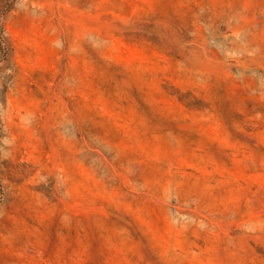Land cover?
<instances>
[{"label":"rangeland","instance_id":"obj_1","mask_svg":"<svg viewBox=\"0 0 264 264\" xmlns=\"http://www.w3.org/2000/svg\"><path fill=\"white\" fill-rule=\"evenodd\" d=\"M0 264H264V0H0Z\"/></svg>","mask_w":264,"mask_h":264}]
</instances>
